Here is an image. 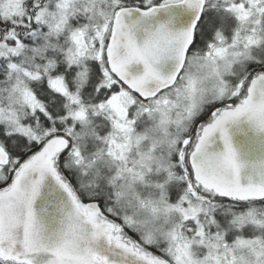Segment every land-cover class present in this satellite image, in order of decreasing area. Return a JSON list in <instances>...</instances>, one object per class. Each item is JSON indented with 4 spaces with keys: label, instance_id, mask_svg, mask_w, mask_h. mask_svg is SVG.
Segmentation results:
<instances>
[{
    "label": "snow or ice",
    "instance_id": "6c2138e0",
    "mask_svg": "<svg viewBox=\"0 0 264 264\" xmlns=\"http://www.w3.org/2000/svg\"><path fill=\"white\" fill-rule=\"evenodd\" d=\"M0 264H264V0H0Z\"/></svg>",
    "mask_w": 264,
    "mask_h": 264
}]
</instances>
